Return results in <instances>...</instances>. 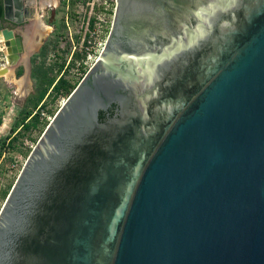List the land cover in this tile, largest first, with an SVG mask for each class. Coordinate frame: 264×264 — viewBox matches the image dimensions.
<instances>
[{
    "label": "water",
    "instance_id": "obj_1",
    "mask_svg": "<svg viewBox=\"0 0 264 264\" xmlns=\"http://www.w3.org/2000/svg\"><path fill=\"white\" fill-rule=\"evenodd\" d=\"M23 43L0 20V75ZM0 264H264V0H116L0 207Z\"/></svg>",
    "mask_w": 264,
    "mask_h": 264
},
{
    "label": "rangeland",
    "instance_id": "obj_2",
    "mask_svg": "<svg viewBox=\"0 0 264 264\" xmlns=\"http://www.w3.org/2000/svg\"><path fill=\"white\" fill-rule=\"evenodd\" d=\"M38 14L49 30L28 56L29 77L23 91L18 93L16 86L0 75V207L30 150L68 96L52 90V85L63 77L76 86L82 76L81 61L88 59L89 52L103 42L108 31L105 21L99 26L92 20L85 25L88 16L97 21L89 13L86 0H57L55 6ZM30 25L31 20L13 26L23 41ZM4 55L0 47V64L4 63ZM13 70L15 76H20L25 68L17 63ZM29 109L44 114L40 113L38 122L22 127L20 118Z\"/></svg>",
    "mask_w": 264,
    "mask_h": 264
},
{
    "label": "bare ground",
    "instance_id": "obj_3",
    "mask_svg": "<svg viewBox=\"0 0 264 264\" xmlns=\"http://www.w3.org/2000/svg\"><path fill=\"white\" fill-rule=\"evenodd\" d=\"M27 7L31 11V25L26 30V36L23 43V51L20 55V59L17 63L24 65L25 71L20 76L14 75V66L9 65L8 70L2 75L8 82L13 83L16 86L18 93H21L28 82V56L33 52L36 47L40 44L41 39L46 33H48L49 26L45 24L38 11L44 10L48 6H55L57 0H28ZM9 64L8 58L5 56L4 63L0 64V67ZM16 63V64H17Z\"/></svg>",
    "mask_w": 264,
    "mask_h": 264
},
{
    "label": "flooded vegetation",
    "instance_id": "obj_4",
    "mask_svg": "<svg viewBox=\"0 0 264 264\" xmlns=\"http://www.w3.org/2000/svg\"><path fill=\"white\" fill-rule=\"evenodd\" d=\"M3 1L2 0V4H3ZM27 2L28 0H8V2L10 3V8L9 10L11 11H14V3L15 2H19V5L21 6V4H23L24 2ZM189 2L191 0H188ZM180 6V4H179ZM19 7V6H18ZM18 11V9H16V12ZM10 14L13 16V12ZM2 21V24L3 25H6V26H9V27H13L14 25H16L15 23H13L11 20H8L6 18H4V16L2 17V19H0ZM138 24L136 23H127L126 26H125V34L127 35H135V33H138L137 32V29H138ZM152 42V41H150ZM143 45H146L147 42H142ZM161 90H162V87H161ZM168 99H171L170 101H168ZM176 100V95L175 96H170V95H166V94H160V99L157 100L158 104H159V108H162L164 111L160 112L159 113V117L158 119H161V123L159 125V132L161 133L162 130H163V125L165 124L166 120L165 119H169L168 118V115H167V109L169 108L168 106V103L171 102L172 105H171V108L173 107V110H175L177 112V108L175 105H178L180 101H175ZM167 102L166 104L163 102ZM175 101V102H174ZM156 102V101H155ZM156 102V104H157ZM153 107L154 105L153 104H150L149 105V113L151 116H153ZM170 108V109H171ZM120 111H121V104L119 103L118 100H112L110 101V103L107 105L106 108H100L99 111H98V119H101V120H106V119H113V118H118L119 115H120ZM163 112H165L166 114H164ZM175 117V116H174ZM173 116H171V118H174Z\"/></svg>",
    "mask_w": 264,
    "mask_h": 264
},
{
    "label": "built area",
    "instance_id": "obj_5",
    "mask_svg": "<svg viewBox=\"0 0 264 264\" xmlns=\"http://www.w3.org/2000/svg\"><path fill=\"white\" fill-rule=\"evenodd\" d=\"M115 3H116V0H86V5L88 6L89 13L92 12L95 18L97 19V21H95L94 19L88 16L86 19L85 25L86 26L89 25V21L91 20H92V23L93 22L98 23V26L100 25L101 21L103 22L105 21L107 23L105 26L106 28L108 27V31H109ZM108 22H109V26H108ZM106 36L103 42L98 43L96 48H94L91 52H89L87 56L88 59L81 61L82 64H81L80 72H79V74H82L81 78L84 76V74L88 71V69L91 67V65L94 63V61L97 59V57L102 52V49L105 44ZM40 113L44 114V111H41Z\"/></svg>",
    "mask_w": 264,
    "mask_h": 264
},
{
    "label": "trees",
    "instance_id": "obj_6",
    "mask_svg": "<svg viewBox=\"0 0 264 264\" xmlns=\"http://www.w3.org/2000/svg\"><path fill=\"white\" fill-rule=\"evenodd\" d=\"M2 17H3V4H2V0H0V19H2ZM17 75H19V73ZM74 87H75L74 83H70L68 80L64 79L63 77H59L52 85V90L56 92H62L67 96ZM39 115L40 113L38 110L34 112L29 109L23 112V115L20 118L21 119L20 126L28 127L31 122H38Z\"/></svg>",
    "mask_w": 264,
    "mask_h": 264
}]
</instances>
